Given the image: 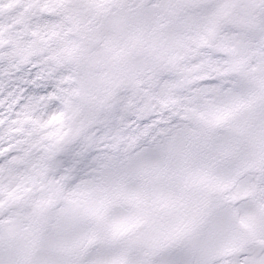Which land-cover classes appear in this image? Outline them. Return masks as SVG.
I'll list each match as a JSON object with an SVG mask.
<instances>
[{"label":"snow or ice","instance_id":"1","mask_svg":"<svg viewBox=\"0 0 264 264\" xmlns=\"http://www.w3.org/2000/svg\"><path fill=\"white\" fill-rule=\"evenodd\" d=\"M0 264H264V0H0Z\"/></svg>","mask_w":264,"mask_h":264}]
</instances>
